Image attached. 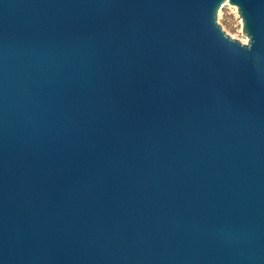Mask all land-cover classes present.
<instances>
[{"label":"water","instance_id":"water-1","mask_svg":"<svg viewBox=\"0 0 264 264\" xmlns=\"http://www.w3.org/2000/svg\"><path fill=\"white\" fill-rule=\"evenodd\" d=\"M0 264H264V0H0Z\"/></svg>","mask_w":264,"mask_h":264},{"label":"rangeland","instance_id":"rangeland-1","mask_svg":"<svg viewBox=\"0 0 264 264\" xmlns=\"http://www.w3.org/2000/svg\"><path fill=\"white\" fill-rule=\"evenodd\" d=\"M220 25L233 38H238L241 41L249 37L244 31L243 19L239 13L238 7L231 4L227 11L221 17Z\"/></svg>","mask_w":264,"mask_h":264},{"label":"bare ground","instance_id":"bare-ground-1","mask_svg":"<svg viewBox=\"0 0 264 264\" xmlns=\"http://www.w3.org/2000/svg\"><path fill=\"white\" fill-rule=\"evenodd\" d=\"M245 41H247V43H248V39H245V40H243L242 42L245 43Z\"/></svg>","mask_w":264,"mask_h":264},{"label":"snow or ice","instance_id":"snow-or-ice-1","mask_svg":"<svg viewBox=\"0 0 264 264\" xmlns=\"http://www.w3.org/2000/svg\"><path fill=\"white\" fill-rule=\"evenodd\" d=\"M245 43H247V41H245Z\"/></svg>","mask_w":264,"mask_h":264}]
</instances>
